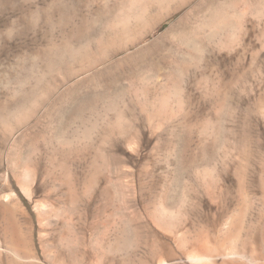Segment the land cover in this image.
Returning <instances> with one entry per match:
<instances>
[{
	"label": "rangeland",
	"instance_id": "374dc122",
	"mask_svg": "<svg viewBox=\"0 0 264 264\" xmlns=\"http://www.w3.org/2000/svg\"><path fill=\"white\" fill-rule=\"evenodd\" d=\"M263 256L264 0H0V264Z\"/></svg>",
	"mask_w": 264,
	"mask_h": 264
},
{
	"label": "bare ground",
	"instance_id": "6f19581e",
	"mask_svg": "<svg viewBox=\"0 0 264 264\" xmlns=\"http://www.w3.org/2000/svg\"><path fill=\"white\" fill-rule=\"evenodd\" d=\"M237 246V245H236ZM233 244H229L228 246L224 247L226 254L228 255H234V254H239V252L237 251L236 247ZM244 248V247H243ZM200 251V250H199ZM212 252V250H211ZM222 252V251H221ZM203 253V252H202ZM201 252H197V251H193L191 252L188 256L187 259L194 262H203L207 259V256L205 255V253L202 254ZM208 254V253H207ZM259 254V253H258ZM240 258V257H239ZM263 261H264V256H263ZM208 264V263H207ZM264 264V262L262 263Z\"/></svg>",
	"mask_w": 264,
	"mask_h": 264
}]
</instances>
